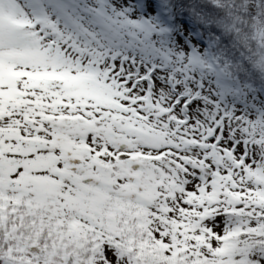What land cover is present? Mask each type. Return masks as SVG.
Returning <instances> with one entry per match:
<instances>
[{
  "label": "snow or ice",
  "instance_id": "snow-or-ice-1",
  "mask_svg": "<svg viewBox=\"0 0 264 264\" xmlns=\"http://www.w3.org/2000/svg\"><path fill=\"white\" fill-rule=\"evenodd\" d=\"M0 264H264V0H0Z\"/></svg>",
  "mask_w": 264,
  "mask_h": 264
}]
</instances>
